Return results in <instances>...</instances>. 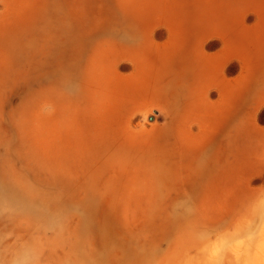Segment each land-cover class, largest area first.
<instances>
[{"label":"rangeland","instance_id":"1","mask_svg":"<svg viewBox=\"0 0 264 264\" xmlns=\"http://www.w3.org/2000/svg\"><path fill=\"white\" fill-rule=\"evenodd\" d=\"M263 70L264 0H0V264H264Z\"/></svg>","mask_w":264,"mask_h":264},{"label":"bare ground","instance_id":"2","mask_svg":"<svg viewBox=\"0 0 264 264\" xmlns=\"http://www.w3.org/2000/svg\"><path fill=\"white\" fill-rule=\"evenodd\" d=\"M263 71H264V70H263ZM236 136H237V135H236ZM218 164H219V163H217V165L215 164V165H216V166H215V167H216L215 170H218V169H217ZM224 164H226V163H224ZM221 165H222V164H221ZM222 167H223V166H222ZM218 172H219V171H218ZM218 172H217V173H218ZM215 173H216V172H215ZM220 175H221V174H220ZM215 176H216V175H215ZM255 210H257V209H255ZM259 211H260V210H259ZM259 211H258V214L260 213ZM260 215H261V213H260ZM260 215H259V216H260ZM257 216H258V215H257ZM257 218H258V217H257ZM241 222H242V221H241ZM233 233H234V232H233ZM215 262L217 263L218 261L216 260ZM220 262H221V261H220ZM220 262H219V264H220ZM216 263H215V264H216Z\"/></svg>","mask_w":264,"mask_h":264}]
</instances>
